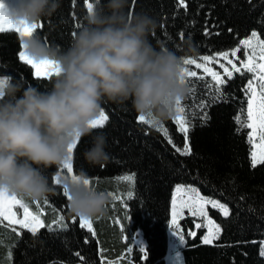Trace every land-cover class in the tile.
<instances>
[{
  "label": "trees",
  "instance_id": "trees-1",
  "mask_svg": "<svg viewBox=\"0 0 264 264\" xmlns=\"http://www.w3.org/2000/svg\"><path fill=\"white\" fill-rule=\"evenodd\" d=\"M90 2L61 0L58 11L43 17L42 27L36 31L49 44L67 49L73 33L86 22ZM106 3L98 0L93 8ZM184 4L186 7L180 0H129L128 10L132 14L145 12L157 20V30L149 37L153 45L163 43L182 55L177 46L191 39L198 48L194 58L233 50L255 31L264 40V0H184ZM21 51L16 31H0V78L12 76L41 90L49 88L53 76L37 78L33 68L19 58ZM250 77L245 69L231 79L225 76L221 87L227 102L206 107V121L199 118L198 104L208 99L203 85L212 76L198 71L189 78L196 91L182 102L190 121L187 139L173 117L161 123L172 143L157 127L139 122L130 101L103 104L108 122L95 128L94 134L107 137L110 161L103 168L87 163L84 152L92 146L90 136L78 141L72 160L74 170L83 168L88 173L93 187L112 193L107 213L92 219L95 233L81 227L79 217L70 214L63 187L55 182L61 168L53 167L47 175L55 194L47 202L26 201L33 212L42 213L45 226L33 236L6 221L0 224V264H166L171 202L177 184L197 186L203 196L229 207L227 216L209 208L221 227L220 236L211 245L202 241L206 232L202 220L188 213L180 221L187 240L182 250L185 264H264L260 243L264 241V164L251 166V130L238 132L234 120L246 107L243 89ZM185 143L191 155H181L173 147L183 149ZM133 173L134 185L122 179ZM57 216H63L67 227L54 225L50 231L48 225ZM139 236L145 242L143 252L136 243Z\"/></svg>",
  "mask_w": 264,
  "mask_h": 264
},
{
  "label": "clouds",
  "instance_id": "clouds-1",
  "mask_svg": "<svg viewBox=\"0 0 264 264\" xmlns=\"http://www.w3.org/2000/svg\"><path fill=\"white\" fill-rule=\"evenodd\" d=\"M61 0H0V15L18 26L39 25L52 17ZM129 0H107L86 16L67 49L43 40L35 30L20 38L31 60L52 62L55 74L44 90L12 76L0 82V194L28 202L47 199L56 189L47 170L64 168L69 149L86 136L92 146L84 158L90 166L110 161L107 137L91 124L103 104L125 105L139 116L163 123L176 113L190 89L184 82V61L198 55L191 39L177 50L149 39L158 27L145 12L132 14ZM83 169L67 172L59 184L70 196L71 215L87 219L107 213L110 192L93 187Z\"/></svg>",
  "mask_w": 264,
  "mask_h": 264
},
{
  "label": "snow or ice",
  "instance_id": "snow-or-ice-1",
  "mask_svg": "<svg viewBox=\"0 0 264 264\" xmlns=\"http://www.w3.org/2000/svg\"><path fill=\"white\" fill-rule=\"evenodd\" d=\"M181 5L186 7L184 4V0H180ZM98 4V0H91L90 3H88V13L93 11V5ZM38 27H42V25H34V26H18L10 21L7 20L6 17L0 15V31H7V30H15L20 34V38H22L25 35H31L33 31H35ZM251 36L253 39L256 40V48L259 49V56L261 60H264V41H260L258 38V35L256 32H252ZM245 46H251L249 40H244L242 42ZM239 51V48H236L231 52L232 56L236 55V52ZM229 53L225 52L223 53V59L227 60L229 64L232 65V71H229L227 68H224V65L221 64L220 67L224 68V71L226 75L231 79L234 72H241V68L237 67L232 60L228 59ZM19 58L22 61H25L28 63L33 69H34V75L37 78H51L55 74L54 65L52 62H40L37 63L30 58H28L24 52H21L19 54ZM256 58V52L254 50L253 54L249 58V62L245 63L244 61H241V64L244 68L247 69L248 72L253 73L254 75L249 78V82L246 87H244L243 91L247 97L246 101V107H243L240 109V114L234 117V120L236 121L238 128L237 131H241L244 128L251 129V133L249 134V143L253 146V150L250 153L251 156V166L254 168L257 166L258 163L264 164V63H256L252 64V61ZM201 63H197L196 59L188 58L184 61L185 69H184V82H186L190 89V94L193 96L195 95V82L192 81L191 77H195L197 73L193 70H190V65H195L196 68H201L203 66V63L209 62L212 60H215L216 57H201L199 58ZM259 70V71H257ZM205 72H208L212 76L211 81H206L203 85L205 89H207V97L208 99H201L198 108L202 112V115L199 117L202 121H206L208 119L207 112L204 110L206 107H209L211 103H218V102H227L226 100V94L223 92V88L221 85H224L226 83L225 80H223L218 73L215 71H212L211 68L205 67ZM200 79H203V77H200ZM258 81V83H257ZM2 82V81H0ZM187 113L185 106L182 105V102H177L176 106V113L174 116V120L179 125V130L185 134V138L187 139V132H188V126L190 124V121L186 119ZM243 117V118H242ZM139 122L141 123H151L153 125H157L158 122L148 120L147 118L143 116L138 117ZM108 122V116L105 113V111L101 112L100 116L91 124V127L93 128H103L105 124ZM158 131L162 132V134L168 139L169 143H172L171 137L168 135V130L164 127H158ZM253 137H258V143L256 140L253 139ZM77 144L73 145L70 149V158L69 161L66 163L64 169L67 170V172L71 173L74 172V167L72 161V155L74 152V149H76ZM173 147L176 149L178 153L181 155H191V148L190 146L185 143V146L183 149L176 147L173 145ZM259 149V152L256 151V149ZM125 181H128L130 184L134 185L135 183V174L125 175L122 178ZM60 178H56V183L59 184ZM86 183H91V180L89 179L86 181ZM176 191L178 193H183L184 196L181 197L182 202H184V206L188 208L189 212H191L193 215H199L204 216L206 218V211L203 207L199 206L202 204H210L215 208L220 209L222 212H224L226 215L228 214V209L217 203L214 200L206 199L199 195L198 191L190 186L184 187V186H177ZM63 193L65 196H67L68 199H70V196L67 192V189H63ZM112 196V193H110ZM132 193H128V197L131 198ZM113 199H116L113 197ZM45 202L46 199H45ZM176 201H173V222H172V236L175 240H178L180 245H184L186 242L184 240V236L182 235V229L180 228L177 220L181 218L180 213L182 212V209L177 210L176 207ZM17 209H21L22 212L18 213ZM42 213L40 212H33L30 210L29 204L15 196H8L7 194H0V224H3L4 221H8L9 225L15 223L20 225V229H27L33 236H36L39 229L41 227H44V222L41 219ZM22 217V218H21ZM84 223H81V227H88L89 231H93L91 229V219L83 218ZM119 223V221H117ZM213 222L211 220H208V224L205 225L206 227L208 225H212ZM59 227L61 229L66 228L67 225L64 223L63 216H57L54 221H52L48 228L49 230H54V227ZM197 227H200V224L196 225ZM13 231H16V229H13ZM220 232L219 226H215V231L210 232L209 235L204 237L203 242L204 243H211L212 239H217ZM94 234V231H93ZM17 235H20V232L17 231ZM189 235H195V233L190 232ZM261 255L264 256V241H261ZM139 250L141 252L144 251V246H139ZM130 252L131 249H128ZM170 259L173 261V264H183L182 257L180 255V251H172L169 253ZM9 260H11V253H9ZM103 259V257H102ZM108 264H119V261H109ZM130 264V262H129Z\"/></svg>",
  "mask_w": 264,
  "mask_h": 264
},
{
  "label": "rangeland",
  "instance_id": "rangeland-1",
  "mask_svg": "<svg viewBox=\"0 0 264 264\" xmlns=\"http://www.w3.org/2000/svg\"><path fill=\"white\" fill-rule=\"evenodd\" d=\"M10 2H11V0H10ZM15 31V30H14ZM256 33H257V35H258V38H259V40L260 41H264L261 37H260V35H259V33L257 32V31H255ZM18 33V32H17ZM18 35L20 36V34L18 33ZM249 40L250 41V45L251 46H245L242 42L244 41V40ZM236 48H239V51H237L236 52V55L235 56H232L231 55V52L233 51V50H235ZM235 49H233V50H230V51H226L227 53H229V56H228V59L229 60H232V62L237 66V67H240L241 68V70H242V68H244L243 66H242V64H241V61H244L245 63H248L249 62V58H250V56L253 54V52H254V50H255V52H256V58H255V60H253L252 61V64L254 65V64H256V63H264V60H261L260 59V56H259V49H257L256 48V40L255 39H253L252 38V36L250 35L249 37H247V38H244L242 41H241V43L239 44V46L238 47H236ZM21 52H23V49H22V51ZM223 53H225V52H223ZM223 53H217V54H213V55H206V56H202V57H212V56H215L216 57V59L215 60H212V61H209V62H205V63H203V66L201 67V68H196L195 67V65H190L189 66V68H190V70H193V71H195L196 73L198 72V70H202V71H204V68L205 67H209V68H211L212 69V71H215L216 73H222L223 75H226V73H225V71H224V68H227L229 71H232V65L231 64H229L228 63V61L227 60H224L223 59ZM201 58V57H200ZM193 59H196L197 60V63H201V61H200V59L199 58H193ZM25 62V61H24ZM28 64V63H27ZM221 64H223L224 65V68H222V67H220V65ZM34 70V69H33ZM257 71H259V70H257ZM234 72V71H233ZM206 73H208V72H206ZM208 74H210V73H208ZM221 76V75H220ZM223 80H224V78L223 77H221ZM3 79H0V81H2ZM257 83H258V81H257ZM105 111V110H104ZM105 113H106V111H105ZM107 114V113H106ZM175 116V115H174ZM173 116V117H174ZM150 126H153V127H161L162 125H161V123H158L157 125H153V124H151V123H148ZM188 129H189V126H188ZM252 131V130H251ZM253 139L254 140H256L257 141V143L259 142L258 141V137H253ZM256 151L257 152H259V149L257 148L256 149ZM72 162V161H71ZM259 164V163H258ZM67 173V170L66 169H64V168H61L60 169V171L56 174V176H55V182H56V178L57 177H61L62 175H65ZM177 186H184V187H188V186H190V187H192V188H194V189H196L197 191H198V193H199V195L200 196H202V197H204V198H206V199H211V200H214V201H216L217 203H219V204H221V205H223V206H225L227 209H228V214H229V207L226 205V204H224V203H222L221 201H219V200H217V199H212V198H209V197H205V196H203L202 194H201V191H200V189L197 187V186H194V185H189V184H177L176 186H175V188H174V194H173V199H172V205H171V220H170V224H171V229H170V231H169V243H168V255H169V253L170 252H172V251H179L180 250V255H181V257H182V262H183V264H185V261H184V255H183V253H182V249L184 248V246H185V244L184 245H180V243H179V241L178 240H175L174 238H173V236H172V231H173V227H172V222H173V219H174V216H173V201L175 200L177 203H176V207H177V210H180V209H182V212L180 213V216H181V218H179L178 220H177V222H178V224H179V222H180V220L185 216V214H186V212H189V210H188V208L187 207H185L184 206V202H182V200H181V197L182 196H184V194L183 193H178L177 191H176V188H177ZM199 206H201V207H203L204 209H205V211H206V218L204 217V216H199V215H194V216H197L198 218H202L203 220H204V226L205 225H207L208 224V220H211L212 222H213V224L212 225H208L207 227L205 226V228H206V233H205V235H204V237L205 236H207V235H209L210 234V232H214L215 231V226H219V228H220V232H221V227H220V225L209 215V209H208V207L209 206H212V205H210V204H200ZM213 207V206H212ZM218 209V208H217ZM31 210V209H30ZM220 210V209H219ZM17 211H18V213H20V212H22V210L21 209H17ZM32 211V210H31ZM221 211V210H220ZM222 212V211H221ZM191 213V212H190ZM223 213V215L224 216H227L224 212H222ZM192 214V213H191ZM193 215V214H192ZM22 218V217H21ZM80 220H81V223H84L85 221L84 220H82V217H80ZM13 224H15V223H13ZM15 225H18V226H20L19 224H15ZM91 229H93V225H92V223H91ZM220 232H219V235H220ZM182 235L184 236V234H183V231H182ZM218 235V236H219ZM204 237H203V240H204ZM184 240H185V242H186V238L184 237ZM216 239H212V241H211V243H208V244H212L214 241H215ZM136 243L139 245V246H144V248H145V242L143 241V239L141 238V236H139L138 237V239L136 240ZM167 263L168 264H173V261L170 259V257L168 258V261H167Z\"/></svg>",
  "mask_w": 264,
  "mask_h": 264
}]
</instances>
